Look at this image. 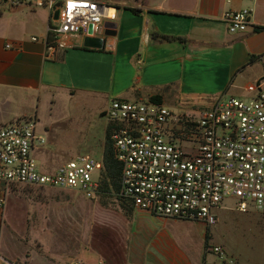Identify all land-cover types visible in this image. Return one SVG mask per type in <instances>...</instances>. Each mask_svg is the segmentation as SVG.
Returning a JSON list of instances; mask_svg holds the SVG:
<instances>
[{"label": "crops", "instance_id": "0c3cea01", "mask_svg": "<svg viewBox=\"0 0 264 264\" xmlns=\"http://www.w3.org/2000/svg\"><path fill=\"white\" fill-rule=\"evenodd\" d=\"M95 1L114 9V18L107 20L114 27L106 29L114 35L104 36L101 28L94 35L103 40L100 48L85 47L86 35L66 36L65 47L52 55L43 44L46 28L54 23L47 10L17 5L0 11V113L13 108L0 126L28 117L33 105L54 103L59 96L84 97L99 114L113 99L152 96L169 110L181 102L196 108L210 106L219 96L251 98L264 77V0ZM242 8L250 9L251 25L229 33L223 14ZM153 34L176 39L158 41ZM108 125L103 140H97L100 158ZM12 188L0 186L5 199L0 263L222 264L208 250L213 228L157 217L99 190L91 199L79 191L67 210L72 216L67 226L28 228V209L15 206Z\"/></svg>", "mask_w": 264, "mask_h": 264}, {"label": "built area", "instance_id": "2783aa9c", "mask_svg": "<svg viewBox=\"0 0 264 264\" xmlns=\"http://www.w3.org/2000/svg\"><path fill=\"white\" fill-rule=\"evenodd\" d=\"M17 5L45 9L50 17L58 11L43 39L50 55L65 47L64 37L87 35L89 25L94 36L104 20L114 18L112 7L95 0H0V11ZM250 15L248 8L229 10L222 21L229 33H241L251 25ZM104 116L120 168L117 196L133 208L206 227L217 222L215 211L226 199L235 201L238 212L250 204L264 215V77L253 97L219 98L193 120L149 99H113ZM44 144L32 117L0 126V186L76 189L91 199L99 190L101 163L85 154L42 171L35 153ZM4 201L0 193V207ZM208 250L223 257L217 246Z\"/></svg>", "mask_w": 264, "mask_h": 264}, {"label": "rangeland", "instance_id": "374dc122", "mask_svg": "<svg viewBox=\"0 0 264 264\" xmlns=\"http://www.w3.org/2000/svg\"><path fill=\"white\" fill-rule=\"evenodd\" d=\"M222 97H217L215 101ZM241 99L247 100L249 97ZM83 101L84 97L69 99L68 96H59L56 102L43 100L36 108L33 105L29 111L28 117L35 119L37 132L43 134L45 138L41 152L35 153L37 165L42 171H52L59 165L85 154L100 163L101 149L97 140L99 137L103 140V131L108 120L104 114L96 112L95 103ZM191 105L190 102H181L175 107L172 106L170 110L176 117L182 115L193 120L198 118L203 109L211 106L200 103L196 108H190ZM17 106L18 104L15 105V109ZM12 109L3 108L0 122L3 121L6 112ZM181 147L187 149L190 145L181 144ZM96 174L97 170L93 172V176ZM10 191V196L17 199L15 206L28 209V228L33 227L37 231L53 229L58 223L67 226L68 219L72 221V216L67 210L73 205L75 197L80 196L76 189L26 185L13 186ZM221 207L223 210L218 211L217 222L210 227L204 226L214 230L212 245L208 248L219 247L223 257L219 258L214 253H209L220 259L222 264H236L237 260L262 264L264 215L254 210L250 204L246 212H238L232 199L224 200ZM44 236L42 240L45 239Z\"/></svg>", "mask_w": 264, "mask_h": 264}, {"label": "trees", "instance_id": "16d2710c", "mask_svg": "<svg viewBox=\"0 0 264 264\" xmlns=\"http://www.w3.org/2000/svg\"><path fill=\"white\" fill-rule=\"evenodd\" d=\"M130 10L135 12V10H132V9ZM255 29H263V27L255 28ZM152 38L158 41H165V42L176 39L173 37L157 35V34H153ZM250 61H251V58L248 60V62ZM149 100L159 102L158 96H152L149 98ZM109 129H110V125H108L106 129L105 138H104V146L102 150V157L100 161L101 166H100L99 175H98L99 192H108V193H111L116 198L120 199L117 196L120 168H119L118 163L115 161L113 157V152H112L111 144L109 141Z\"/></svg>", "mask_w": 264, "mask_h": 264}, {"label": "water", "instance_id": "95a60500", "mask_svg": "<svg viewBox=\"0 0 264 264\" xmlns=\"http://www.w3.org/2000/svg\"><path fill=\"white\" fill-rule=\"evenodd\" d=\"M57 15H58V11L55 10L53 12V14H52V19L53 20H56L57 19ZM113 27H114V24L112 22H109V21L103 22L102 28L104 29V32H103L104 36H113L114 35V32H108L106 30L108 28H113ZM102 42H103V40L101 38L94 37L92 35V26L89 25L88 26V29H87V35L84 38L83 45L85 47L100 48L101 45H102Z\"/></svg>", "mask_w": 264, "mask_h": 264}, {"label": "bare ground", "instance_id": "6f19581e", "mask_svg": "<svg viewBox=\"0 0 264 264\" xmlns=\"http://www.w3.org/2000/svg\"><path fill=\"white\" fill-rule=\"evenodd\" d=\"M111 10H109V13H110ZM111 14V13H110Z\"/></svg>", "mask_w": 264, "mask_h": 264}]
</instances>
